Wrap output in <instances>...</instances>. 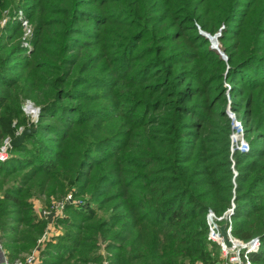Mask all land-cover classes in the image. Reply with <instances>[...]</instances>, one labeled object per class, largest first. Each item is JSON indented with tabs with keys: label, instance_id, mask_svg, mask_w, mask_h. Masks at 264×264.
<instances>
[{
	"label": "trees",
	"instance_id": "trees-1",
	"mask_svg": "<svg viewBox=\"0 0 264 264\" xmlns=\"http://www.w3.org/2000/svg\"><path fill=\"white\" fill-rule=\"evenodd\" d=\"M33 127L0 162L9 261L70 195L38 264H220L229 209L264 264V0H0V145Z\"/></svg>",
	"mask_w": 264,
	"mask_h": 264
},
{
	"label": "built area",
	"instance_id": "built-area-1",
	"mask_svg": "<svg viewBox=\"0 0 264 264\" xmlns=\"http://www.w3.org/2000/svg\"><path fill=\"white\" fill-rule=\"evenodd\" d=\"M22 25L26 29V35L30 34V29L28 28L27 23L23 22ZM25 112L27 114L29 112V114L33 116L31 117L37 120L39 111L33 108L30 104H27L25 106ZM227 115L231 121V129H232L230 136L231 153L234 152L247 153L250 150V146L247 140L245 139V130L242 122L236 117V115L230 109L227 110ZM21 131L22 129H19L16 135H19ZM10 141L11 139L6 138L0 145V162H5L6 160H8L9 157L8 150L10 149L9 146ZM66 202H72L70 195H68L64 201L57 204H52L51 210L49 212L52 213L54 211L56 212L57 210L62 212V209ZM231 211L232 210L229 209L221 217H215L211 212L207 214V223L209 226L208 239L219 246V256L222 259L223 264H252L250 260V254L259 251L261 246L260 241L258 239H252L248 242H244L242 240L233 237L231 233ZM46 214L48 213L46 212L43 213V215ZM221 221L227 224V228L225 232L231 243V247H232L231 249L226 248L217 230V225H219L217 224V222H221ZM38 242L40 243L41 240ZM43 249L44 246H42V249L40 250H38L36 247L35 249L32 250L33 252L30 255H28L24 260L22 261L17 260L11 262L7 258L3 250L2 244L0 242V264H35L36 261L39 260L40 253Z\"/></svg>",
	"mask_w": 264,
	"mask_h": 264
},
{
	"label": "rangeland",
	"instance_id": "rangeland-1",
	"mask_svg": "<svg viewBox=\"0 0 264 264\" xmlns=\"http://www.w3.org/2000/svg\"><path fill=\"white\" fill-rule=\"evenodd\" d=\"M219 47V49H220V45L218 46ZM221 51V50H220ZM25 110V109H24ZM28 114H29V112H28ZM29 116H30V119L31 120H34V121H32V123H34L36 120H35V118H32L33 116L31 115V114H29ZM32 116V117H31ZM35 125V124H34ZM34 208H35V210H36V212H37V214L40 216V217H44V218H46V220H47V224H46V229H45V233H44V235L43 236H41L39 239H38V241H40L41 240V242L39 243L38 241H37V249L38 250H40V249H42V246H44V248H45V246H46V244L48 243V241H50V240H52V239H55V238H57L58 236H60L62 233H63V228H62V226L59 224V225H57V221H56V219H57V216L56 215H58V214H62V212L61 211H54V212H49L48 210H47V205H46V203H44L43 201H35L34 202ZM44 212H46V213H48V214H46V215H43V213ZM58 216H61L62 217V215H58ZM64 217V216H63ZM33 251H31V252H29V253H27V254H24V255H21L20 256V259H19V261H22V260H24L28 255H30L31 253H32ZM42 252V251H41ZM102 254H105L104 253V251L103 250H101L100 251ZM41 256V255H40ZM17 261V260H16ZM42 260H40V257H39V260H37L36 261V263L35 264H38V263H40ZM222 263V262H221ZM104 264H106L105 262H104ZM223 264V263H222Z\"/></svg>",
	"mask_w": 264,
	"mask_h": 264
},
{
	"label": "water",
	"instance_id": "water-1",
	"mask_svg": "<svg viewBox=\"0 0 264 264\" xmlns=\"http://www.w3.org/2000/svg\"><path fill=\"white\" fill-rule=\"evenodd\" d=\"M201 34L203 36H205L210 41L211 48L215 49V50H218L219 53L223 56V53L220 51V49L218 47L219 46L218 39L220 37V32H218L214 36L207 35V34H205L203 32ZM213 41H215V42H213ZM35 131H36V128H34V127L22 130L21 133L19 135H17L16 138H14L13 140H11L9 142L10 148H14V147H17V146L23 144L25 139H26V137L31 135V134H33ZM226 228H227V224L226 223H224L222 225H217V230L219 232V235H220L223 243L225 244L226 248L231 249L232 248L231 247V243H230L229 238H228V236H227V234L225 232Z\"/></svg>",
	"mask_w": 264,
	"mask_h": 264
}]
</instances>
